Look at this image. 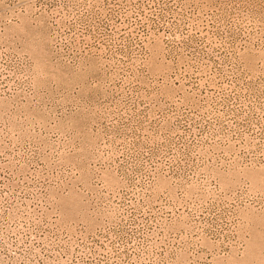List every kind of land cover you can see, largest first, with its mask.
Listing matches in <instances>:
<instances>
[{"label": "rangeland", "instance_id": "rangeland-1", "mask_svg": "<svg viewBox=\"0 0 264 264\" xmlns=\"http://www.w3.org/2000/svg\"><path fill=\"white\" fill-rule=\"evenodd\" d=\"M0 264H264V0H0Z\"/></svg>", "mask_w": 264, "mask_h": 264}]
</instances>
